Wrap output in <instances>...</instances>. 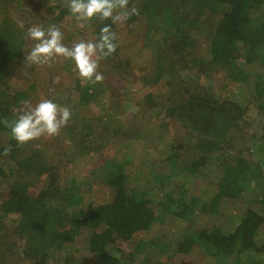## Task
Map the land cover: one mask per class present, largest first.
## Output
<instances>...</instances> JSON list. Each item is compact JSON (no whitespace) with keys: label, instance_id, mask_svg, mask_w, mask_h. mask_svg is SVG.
<instances>
[{"label":"trees","instance_id":"1","mask_svg":"<svg viewBox=\"0 0 264 264\" xmlns=\"http://www.w3.org/2000/svg\"><path fill=\"white\" fill-rule=\"evenodd\" d=\"M48 1L52 2L49 8L55 20L70 14L68 0ZM132 6L139 9V15L126 20L128 29L137 43L151 48L154 57L151 73L143 75L144 83L155 85L165 79L170 95L161 105L152 100V94L148 101L163 109L169 125L181 123L187 140L185 144L175 141L169 145L164 168L167 164L171 169L152 171L153 182L140 190L130 182L127 162L107 159L95 172L112 198L96 206L86 204L80 184L63 180L45 147L28 149V144L18 145L4 125L5 119L18 118L16 110L28 100L29 92L13 91L10 85L16 68L26 58L24 33L11 19L0 21V175L10 180L8 197L0 205V264H9L7 255L12 249L20 254L23 264H50L55 253L73 242L83 226L93 229L89 250L100 255L97 264H122L123 260L110 252L116 240L128 241L147 231L158 209L190 221L199 207L211 215L212 223L188 229L170 259L191 264L204 251L219 264H264L263 214L248 208L231 229L216 224L224 215L219 211L222 201L242 196L246 188L259 189L257 193L264 203L263 186H251L264 182V169L246 158L242 150H236L244 136L242 122L248 108L237 101H220L194 75L183 76V71L195 67L198 75L207 77L227 70L233 80L251 84L259 100L257 107L264 115V0H129V8ZM90 22L95 36L106 24L118 35L117 24L111 20ZM205 32L209 39L207 52L199 47ZM117 43L116 52L105 58L108 69L121 78L135 74L130 59L121 54L119 37ZM255 67L261 70H253ZM107 85L103 80L82 86L79 104L95 101ZM65 131L75 136L83 133L75 124H67ZM5 148L9 149L7 155ZM190 153L191 161H187L184 156L188 158ZM213 156L222 162V175L213 196L204 202L200 195L189 194L177 185L176 179L183 171L197 174ZM7 161L15 168L5 170ZM6 218L11 223H6ZM144 246L138 244L136 248L142 251L140 247ZM61 264L74 263L66 260Z\"/></svg>","mask_w":264,"mask_h":264},{"label":"rangeland","instance_id":"2","mask_svg":"<svg viewBox=\"0 0 264 264\" xmlns=\"http://www.w3.org/2000/svg\"><path fill=\"white\" fill-rule=\"evenodd\" d=\"M51 3L47 0H0V21L8 18L18 27L20 22L24 24V28H19L24 33L27 52H30L35 43L26 36L28 27L33 25L43 28L56 25L63 33V43L69 47L81 39L96 37V30L90 21H77L71 13L63 20H55L49 8ZM81 23L83 27L80 26ZM117 29L121 54L130 59L132 72L135 70L140 77H137L136 73H123L121 78V75H116L108 69L105 59L101 60L98 71L103 74L108 90H101L97 99L88 105H80L79 98L82 86L91 83L81 82L73 71L74 62L70 59L53 62L51 66H39L29 64L24 58L23 65L16 68L15 76L10 80L13 91L29 92V98L23 105L27 102L35 106L42 99H50L58 106H66L71 110L72 117L68 124H75L77 129L82 128L83 133L68 135L63 127L58 136H41L25 144H28V149L39 145L45 147L50 159L60 169L63 180L66 183L80 184L86 204L93 206L104 204L112 198L107 192L106 184L97 179L95 172L107 159L127 162L126 172L130 182L140 190L145 184L153 182L152 171L156 169L163 172L164 169H171L167 164L164 168L169 158V145L175 141V144H185L187 140L183 125L175 122L169 125L163 109L153 107L152 102L148 101V96L152 94V100L161 105L166 101V96H170L165 79L155 85L144 83L143 75L151 73L152 70L153 51L150 47L136 42L126 21L118 23ZM200 41V49L207 52V32ZM252 69L261 70L258 67ZM197 71L196 67L188 69L183 71V76L194 75L196 80L209 87L220 101L229 99L247 106L242 122L244 136L240 138L236 150H242L246 158L260 163L264 169V115L257 107L259 100L253 94L251 84L233 80L228 76L227 70L219 71L211 77L198 75ZM218 103L221 104L219 101ZM22 106L16 110L18 114ZM190 154L188 158L184 156L187 161L192 156V153ZM221 163L213 156L197 174L181 172L176 179L177 185L183 186L189 194L200 195L204 202L209 201L222 175ZM3 167L7 170L15 168V164L7 161ZM183 168L181 166V169ZM175 172L173 170L171 173ZM9 186L10 180L0 175V205L8 197ZM251 186H263L264 192L263 181ZM257 192L260 193L259 189L254 191L250 187L236 199H224L219 211L225 216L217 219L216 224L229 230L248 208L264 215V203ZM162 194L163 191H160V197ZM225 217L227 218L223 220ZM233 217L235 221H232ZM210 218L211 215L200 207L190 221L165 214L158 209L157 218L147 231L136 234L128 241L116 240L110 252L120 257L122 264H190L179 262L178 258L170 259L169 256L175 254L176 243L188 229L207 227L212 223ZM4 221L11 223L10 218ZM92 232L91 227L83 226L73 242L67 243L55 253L50 264H61L66 260L74 264H97L100 255L89 250V237ZM155 241L159 242L155 244ZM138 244L145 245L140 247L143 248L142 251L136 248ZM18 245L20 248L23 246L21 242ZM1 250H4V247ZM12 250L13 252H8L7 255L9 264H23L20 254L16 255L15 250ZM199 257L198 261L191 264H219L204 251H200Z\"/></svg>","mask_w":264,"mask_h":264},{"label":"clouds","instance_id":"3","mask_svg":"<svg viewBox=\"0 0 264 264\" xmlns=\"http://www.w3.org/2000/svg\"><path fill=\"white\" fill-rule=\"evenodd\" d=\"M69 12L77 21L111 20L112 24L123 23L133 15H139L136 6L129 8V0H68ZM83 27V23L80 24ZM20 28H24L22 22ZM27 38L35 41L30 52L26 53L29 64L51 66L53 62L70 59L74 62L73 71L82 83L95 85L102 83L104 76L98 71L100 61L112 56L118 47V35L111 25L101 27L93 39L74 43L71 47L63 43V33L56 25L43 28L38 25L28 27ZM72 117L68 107H60L50 99H42L35 106L25 103L18 118L5 119L4 125L10 128L11 136L18 145H23L41 136H58ZM8 148L4 149L7 155Z\"/></svg>","mask_w":264,"mask_h":264}]
</instances>
